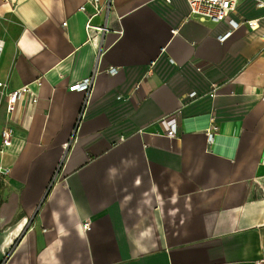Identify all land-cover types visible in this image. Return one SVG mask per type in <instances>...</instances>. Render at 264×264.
<instances>
[{"label": "crops", "instance_id": "obj_1", "mask_svg": "<svg viewBox=\"0 0 264 264\" xmlns=\"http://www.w3.org/2000/svg\"><path fill=\"white\" fill-rule=\"evenodd\" d=\"M98 3L0 0V145L14 133L0 147V264H255L264 6L240 0L235 19L256 25L232 29L188 0ZM90 19L107 29L89 33ZM97 62L81 118L87 94L70 88ZM26 84L9 116L6 94Z\"/></svg>", "mask_w": 264, "mask_h": 264}, {"label": "built area", "instance_id": "obj_2", "mask_svg": "<svg viewBox=\"0 0 264 264\" xmlns=\"http://www.w3.org/2000/svg\"><path fill=\"white\" fill-rule=\"evenodd\" d=\"M88 2L94 3L97 6L98 11L101 10L100 4L98 3V0H86ZM191 8V14L197 17H200L202 20H210L212 22H219V21H228L230 25L232 26V29L238 27L241 24L248 23L250 27H254L256 25V20H247L246 22H238L235 17L234 13L238 8L240 0H188ZM258 5L263 7L264 1L258 0ZM111 7V5H110ZM85 7L83 6L82 9ZM68 22H65L67 24ZM92 28H96L98 30H102L103 32L107 29V27H99L94 26L91 23V19L88 21L87 24V30L90 33ZM229 32L227 35L222 36L221 40H225L230 34ZM1 47V45H0ZM99 62V61H98ZM96 63L95 71L92 75L89 76L87 79H83L82 81L76 82L73 86H71V90H79L84 91L87 94L85 104L83 107V112L81 113V118L84 116L85 109L89 103L90 95L94 89L96 76L98 73V64ZM117 67H111L109 69L110 73H115L117 71ZM0 85H3L2 82H0ZM26 92H34L33 87L31 84H26L23 87L10 90L6 94L8 106H7V113L9 116L13 115L16 112V109L20 103V99ZM34 101H37V98H33ZM81 122V119L80 121ZM160 123L163 125L162 134L168 137H176L178 134V112L170 113L169 115L164 116ZM220 127L218 125H214L213 123L210 124L206 130L208 141H213L215 138V135L219 132ZM143 133L146 132L145 129L141 130ZM151 133V132H150ZM2 134V143L0 145L1 149H4L7 146H10L12 144L13 140V129L10 127H4L1 130ZM156 134V133H151ZM10 169H0V173H9ZM83 227L89 229L90 228V221H85L83 223ZM263 255L256 260L255 264H264V248L262 251Z\"/></svg>", "mask_w": 264, "mask_h": 264}, {"label": "bare ground", "instance_id": "obj_3", "mask_svg": "<svg viewBox=\"0 0 264 264\" xmlns=\"http://www.w3.org/2000/svg\"><path fill=\"white\" fill-rule=\"evenodd\" d=\"M1 48V47H0Z\"/></svg>", "mask_w": 264, "mask_h": 264}]
</instances>
